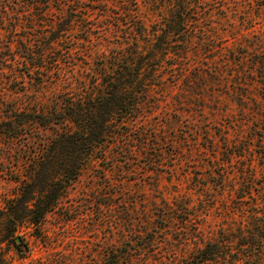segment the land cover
I'll return each mask as SVG.
<instances>
[{
  "label": "rangeland",
  "instance_id": "1",
  "mask_svg": "<svg viewBox=\"0 0 264 264\" xmlns=\"http://www.w3.org/2000/svg\"><path fill=\"white\" fill-rule=\"evenodd\" d=\"M41 1L0 0V210L72 160L78 169L52 185L39 223L18 225L19 244L0 235V264H104L107 252L117 264H192L253 208L263 217L264 0ZM177 11L183 23L164 32ZM139 55L135 81L146 85L135 107H104L94 146L53 141L76 129L68 119L4 132L33 109H90ZM225 243L204 264H264V245Z\"/></svg>",
  "mask_w": 264,
  "mask_h": 264
},
{
  "label": "trees",
  "instance_id": "2",
  "mask_svg": "<svg viewBox=\"0 0 264 264\" xmlns=\"http://www.w3.org/2000/svg\"><path fill=\"white\" fill-rule=\"evenodd\" d=\"M48 1L49 0H42L41 3L46 4ZM183 19V12L177 11V18H174L173 20L170 19L166 25L168 30H164V27L162 29L164 32L170 31L175 33L177 28L173 27L174 24L177 23V26H180L183 23ZM63 20L64 19L62 18L59 22L61 23ZM171 21L172 23L170 24ZM64 25H69V22H64L60 29H65ZM52 39H54V37L50 38L48 42ZM29 56L30 59L34 61V58L31 55ZM39 58L41 60V57ZM133 59V65H128L127 63V66H121L118 72L111 75L110 78L106 80L104 86L100 88V95H96L97 99L95 100L94 105H90V109L84 110L79 107L77 111H67L68 114L65 112L64 115L59 117L57 116L59 112L54 111L50 115L43 113L37 114L36 109H33L31 114L29 113V116H26L25 118H19L15 120V122H1L6 125L5 128H8V130H4V132L8 134L9 137H16L19 134L18 129L24 128L25 124L29 125L35 123L43 127H51V125H61L65 119H68L75 124L74 128L76 129L70 133L64 131L56 134L53 141L61 148H76L77 144V146L80 145L79 148L82 150L84 144L94 146L97 142V138L104 135L103 128H106L107 121L109 120V118H107L109 110H105L104 107L109 105L111 101L116 103V110H123L122 107L124 104L130 105L133 103L135 107L136 101L130 102L129 99H135L140 95L138 94V90L135 89L136 86L141 85L143 88L144 85H146L145 83L136 82L138 80L139 69L141 68L140 65L142 64V61L140 60L141 55ZM36 65L41 64L38 63ZM126 87L133 89L132 96L130 92H126ZM125 94L129 96L126 97ZM108 108H110V106ZM66 114L67 116H65ZM15 116L19 117L21 115L15 114ZM1 131L3 130H0V132ZM77 169L78 162L72 160L71 163L65 164L59 169L57 172L58 174L51 179L53 182H47L44 186H40V188L36 190H22L17 196L8 200L5 208L0 210L3 220L2 224H0V235L2 239L8 240L14 237L13 235L15 234L18 225L23 221L35 224L39 223L49 206L53 203V200L56 198L58 189L55 188V185L60 183L62 176L72 174L75 177ZM53 184H55L53 189L55 193L52 195L49 193V190L53 188ZM253 211L254 212L250 214V224L245 227L238 226L236 228L237 232H226L225 234L229 233L228 236L222 233L221 239H219V241L222 242L220 243L221 245H217L215 242L206 243L191 256L192 264H204L207 260L213 259L216 254H219L223 250V248L219 249V246L224 247V245L227 244L225 242H234L237 244L236 248L238 252L246 253L245 249H248L249 253L258 254L257 252H260L264 245V214L263 217H261L255 213L258 212L259 209L253 208ZM245 231L247 232V235ZM248 237L251 239L250 241L243 240V242H241L242 239ZM14 238L13 240L15 242ZM15 244L19 243L15 242ZM241 245L246 246L242 247ZM119 262L120 260L116 254H113V252L106 253L104 264H117ZM187 264H189V262Z\"/></svg>",
  "mask_w": 264,
  "mask_h": 264
},
{
  "label": "water",
  "instance_id": "3",
  "mask_svg": "<svg viewBox=\"0 0 264 264\" xmlns=\"http://www.w3.org/2000/svg\"><path fill=\"white\" fill-rule=\"evenodd\" d=\"M15 242L19 243L21 241V238L19 236H16L15 238Z\"/></svg>",
  "mask_w": 264,
  "mask_h": 264
}]
</instances>
